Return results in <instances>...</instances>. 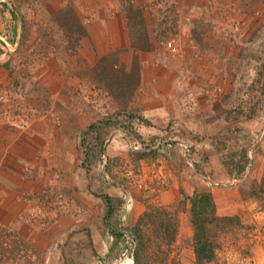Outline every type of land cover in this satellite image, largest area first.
Here are the masks:
<instances>
[{"label": "rangeland", "instance_id": "374dc122", "mask_svg": "<svg viewBox=\"0 0 264 264\" xmlns=\"http://www.w3.org/2000/svg\"><path fill=\"white\" fill-rule=\"evenodd\" d=\"M111 1L94 0L87 10L89 0H0V114L22 117L10 122L22 130L41 126L36 160L44 164L43 192L23 196L42 201L41 209L0 213V264H135L132 231L150 205L169 208L163 196L175 200L179 232L168 259L143 264H201L191 215L198 189L231 205L227 216L207 211L219 218L209 231L216 260L202 264H264V25L249 23L237 0ZM104 10L112 31L101 27ZM216 44L233 46L230 84L205 77L214 73ZM188 47L186 64L196 71L185 67L188 77L172 79L167 91L202 99L180 102L165 125L153 122L139 102L146 69L162 86L167 59ZM44 60H53L52 76H42ZM85 76L86 86L75 79ZM183 103L207 116L195 121ZM24 157L25 181L36 184L35 157ZM104 194L117 209L109 220ZM157 230L149 224L144 232L161 242Z\"/></svg>", "mask_w": 264, "mask_h": 264}, {"label": "crops", "instance_id": "0c3cea01", "mask_svg": "<svg viewBox=\"0 0 264 264\" xmlns=\"http://www.w3.org/2000/svg\"><path fill=\"white\" fill-rule=\"evenodd\" d=\"M105 1L106 3L112 2L111 0H105ZM243 3H245L246 6H242ZM239 5L243 9L247 10L245 14L247 15L246 17H249V20H248L249 23L250 21L255 20L256 25H260V27L261 25H264L262 23L264 22V0H241ZM90 8H91V4L89 2L87 3L86 9L90 10ZM107 16H108L107 11L105 12L103 11L101 13L100 17L103 18L102 19L103 23L100 22V24L102 26L105 24L104 25L106 27L105 29L107 31L108 30L112 31L113 28H110V27L108 28V26L113 24V22L109 23L108 26H107L108 23H105ZM12 18L13 20H15V22L16 20H19L17 15H13ZM111 19L112 18H110V21H112ZM2 21L3 19L0 17V33L2 32V29L5 26L4 23H2ZM15 22L13 21L9 25L10 27L13 26L12 30H14L15 28ZM20 29L21 28L19 27L18 37L21 36ZM245 29L246 27L244 28V31ZM12 30H9L7 32L9 33V35L8 37H6V39L7 38L9 39L8 40L5 39L6 40L5 42L7 43L8 46L12 45L10 44L12 40V39L10 40L12 36V32H13ZM261 32H264V28ZM247 34L249 33L247 32ZM260 39L262 41V44L264 45V33L262 34ZM15 46H17V44H15ZM120 47H123V46L121 45ZM188 48L189 49L187 51H183L182 55H179L177 57L172 56L171 58L167 59L168 63L164 64V66L162 67V68H165V72L160 73L164 77L163 80L162 79L160 80L163 82L162 84L164 85V87L163 85L162 86L159 85L161 84V82H158L157 80L155 81L154 77L150 78L151 72H148V69H146L147 74H144L143 84L148 86V90H146V92L142 94V97L141 99H139V102L143 103L144 108L147 109L145 114L149 118L153 119V122L155 120L156 122L159 121V124L162 123L165 125L167 124L166 123L167 116L169 114L176 112V109H178V107L180 106V102L186 100L189 103L192 100L196 101V100L202 99V97L193 99L192 98L193 95H190L184 98L185 93H180L181 91H177V92L167 91V88L170 87V81H172V79L175 82H180L184 76L188 77L187 73L184 74L185 67H187L188 70L189 69L193 70V72L196 71L194 69L196 68L195 66H190V67L187 66L188 63L190 65V62L186 64L188 60L192 59L191 49L193 47H188ZM215 49H216V51H214L215 54L211 58L214 60L212 61L211 72H214V73H211L210 75H207L205 77H211L212 79L209 80V82L214 83V84H218L219 82L221 84L223 83L230 84L231 81L234 79V73H233L234 64L233 62L232 63L230 62L234 59L232 57L233 55L230 54V49H232V54H233V50H234L233 46L225 47L223 45L216 44ZM223 49H225L224 52L222 51ZM115 51H118L117 46L115 47ZM86 52L87 51L84 52V56H86ZM1 58L3 59L4 55L0 54V59ZM202 61L205 63V62H208V59L203 58ZM42 62L43 63L41 64L43 65H40L43 68V70L41 71V74L43 73L42 76H52L50 75V72L48 69L54 65L53 60L52 61L44 60ZM221 64H223V69H221L220 71L219 67L221 66ZM197 69H200L202 71L201 67ZM215 72L218 74L216 78H214ZM87 73L88 72H85V74ZM39 76L40 75L37 76L38 79H39ZM165 78H167L169 82L166 81ZM75 79L79 82H83V85L86 86L90 78H86L85 76V77H82L81 79L77 77ZM153 85H156V86L153 87L152 89L151 87ZM204 99H205V102H202V103L200 102V105L204 104V107L203 105L202 107L203 109L206 108L204 110H207L205 111V113H207L209 108L207 107L206 102L208 99L207 97H205ZM167 100L169 101V104H166ZM175 102L177 103V105L175 104ZM197 103H192L190 104V106H188L189 104L183 103V108H184L183 110H192V114L194 113L193 115L196 117L195 121H203L204 120L203 116H207V114L205 113L200 114L199 112H197V110H199ZM183 110H180V111H183ZM11 113L13 115V112ZM17 117L19 116L15 115L14 117H11V118H5L4 116H2V114H0V213L1 214L6 213L5 211H9V212L15 211L16 213H20V214L28 212V211L33 212L38 209H41L40 205L42 204L41 203L42 201H40L39 199L33 198V200H26V199L24 200L23 196L25 197L38 196V195H41V193L43 192L42 186H40L42 185V183L38 184L39 183L38 181L39 180L41 181L43 179L41 174L43 172L42 170H44V167H43L44 164H43V160L40 163H38L36 160V155L38 151L41 149L40 148L41 146L39 144L42 143L40 142L41 140L38 139L37 137L40 132H43V129H41V126L39 124L33 123L32 127L29 126L28 128H25L24 130H22L18 126H14L13 123H10V122H15L17 120ZM21 119L23 118L21 117ZM24 132L26 133L24 134ZM59 142L60 141L56 142L57 146L59 145ZM21 145H25L27 147V151L23 150ZM40 152L41 151H39L38 154H40ZM25 153H27V155L31 154V157H35V160L32 158L33 159L32 168H34L35 170L34 177L37 181L36 184L35 183L33 184L32 182L28 183L25 181V174L23 172V164H22V158H24V161H26V158L24 157ZM60 156L63 157V154L59 153L58 157L60 158ZM62 160H64L65 162L69 161L68 159L66 160L65 158H63ZM53 162L57 164L56 161H53ZM233 182H232V185H236L237 180H234ZM18 187H20L19 191H17ZM198 192H201V190L198 189ZM209 193H211L213 196V200L216 205L217 214L219 216L229 215L231 205L226 204V203H219L217 201L218 199H217V194L215 191H211ZM163 200L168 201V202H165V204L163 203L164 205L168 207L174 206V203H175L174 199L167 197V196H163ZM238 206L245 207V203H240L238 204ZM3 217H6V215L2 216V218ZM127 260L128 258H125L122 261L125 262ZM9 264H14V261L10 260Z\"/></svg>", "mask_w": 264, "mask_h": 264}, {"label": "trees", "instance_id": "16d2710c", "mask_svg": "<svg viewBox=\"0 0 264 264\" xmlns=\"http://www.w3.org/2000/svg\"><path fill=\"white\" fill-rule=\"evenodd\" d=\"M94 127V125H93ZM92 127V129H93ZM99 198L107 207V217L109 220L116 214L112 197L108 194L100 195ZM173 207H163L158 205H150L145 214L139 220L137 226L132 231L134 241L137 243L135 252V264H143V259L148 258L150 261L158 260L163 262V258L167 259L173 252V246L180 228L179 215ZM216 205L211 193L196 192L191 197V215L192 225L195 232L196 255L199 263H211L216 260V246L210 236V227L219 220L215 212L207 213V211H215ZM110 224V223H109ZM151 224L155 231L162 229L161 242L157 239L151 240L144 229ZM112 228V225H109ZM119 236H123L120 233ZM217 240V239H216ZM155 257V258H154ZM155 262V261H154ZM156 262V263H158Z\"/></svg>", "mask_w": 264, "mask_h": 264}, {"label": "bare ground", "instance_id": "6f19581e", "mask_svg": "<svg viewBox=\"0 0 264 264\" xmlns=\"http://www.w3.org/2000/svg\"><path fill=\"white\" fill-rule=\"evenodd\" d=\"M240 1L241 0H237L236 1V3L237 4H239L240 3ZM89 2H90V4L92 5V4H94V0H89ZM113 6L114 7H117V3H114L113 4ZM242 6H244V3H243V5ZM118 8V7H117ZM105 11V10H104ZM103 19V18H102ZM105 25V24H104ZM101 26L102 28H106L105 26ZM119 28V32H117V30H118V28ZM116 26H114L117 30H116V34L117 33H122L123 32V25H122V23H120V22H118L117 24H116ZM186 29V28H185ZM118 38H119V40L121 39L120 37H122V36H117ZM119 40L117 39V42L119 43ZM126 45H128V43H126ZM116 47V46H115ZM17 101L18 100H13V101H8V104L13 108V106L17 103ZM22 122V119L20 118V117H17V120L15 121V124H19V123H21ZM16 126V125H15ZM18 131V130H17Z\"/></svg>", "mask_w": 264, "mask_h": 264}]
</instances>
